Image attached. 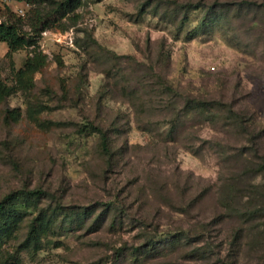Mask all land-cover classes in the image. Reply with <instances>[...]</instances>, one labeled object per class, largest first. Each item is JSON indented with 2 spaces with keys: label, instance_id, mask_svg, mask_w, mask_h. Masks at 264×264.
<instances>
[{
  "label": "rangeland",
  "instance_id": "rangeland-1",
  "mask_svg": "<svg viewBox=\"0 0 264 264\" xmlns=\"http://www.w3.org/2000/svg\"><path fill=\"white\" fill-rule=\"evenodd\" d=\"M57 1L0 0V20L32 34L40 8L49 25L35 67L33 47L0 42V199L44 193L15 205L20 220L0 214V264H264V0L221 6L194 35L189 0H80L62 20ZM34 220L39 244L25 240Z\"/></svg>",
  "mask_w": 264,
  "mask_h": 264
},
{
  "label": "trees",
  "instance_id": "trees-1",
  "mask_svg": "<svg viewBox=\"0 0 264 264\" xmlns=\"http://www.w3.org/2000/svg\"><path fill=\"white\" fill-rule=\"evenodd\" d=\"M29 4H32L33 6H40L47 0H25ZM80 0H62V1H57L56 6L53 9V12L57 15L56 18L57 20H62L64 18L69 9L76 4H78ZM249 1V0H242V1H230V2H224V3H212L208 2L207 0H189L181 4V7L185 9V11H199V18L197 25L194 27L190 35H194L198 32H201L204 30L206 27H208L211 24L218 23L220 18L225 17L228 13L227 10L225 11L224 9H220L221 6L229 8L230 5L234 6H239L242 7L245 4H250V5H257V0L255 2ZM264 5V4H263ZM33 13H29V19L30 23L32 24L34 33L30 34L27 33L26 31L23 30L22 26V17H15V15L11 13H7V18L0 20V42H5L8 47H9V54L13 53L19 49L22 48H27V47H33V50L36 52V47L38 44L37 37L42 34L44 30L49 26L47 22H45V15L41 12L40 8L39 9H34L33 8ZM54 14V15H55ZM187 18V15L185 17ZM44 62V57L39 54V52H36V55L33 56V58L29 59L27 61V65L30 67H35L37 65H40ZM164 87L171 88L167 84L162 83ZM214 102L211 103H206L205 100L201 99H188V103L186 106L190 108V110H200V111H208L211 109V107L214 106ZM180 116L176 117L173 121V126H172V131L177 126L178 119ZM91 125V130H94L99 134L100 137V145L104 152L109 156L112 157V146H111V139H110V133L108 129H106L103 125L100 124H86ZM261 166L264 168V161L261 163ZM44 195V193L39 190V189H33V190H28L26 188H20L15 191H11L10 193L6 194L3 198L0 199V214L7 213L9 216H16L18 220H20L19 217L25 216L26 211L22 209H18L15 207V205L19 204L21 201L25 203V205H30L32 202L34 204H37L38 200ZM61 205V204H57ZM112 207H106L105 214L109 213V210H111ZM117 208V207H116ZM53 213L49 212H44L41 211L38 215V220H41L45 216H57V212L60 211V206L55 207L53 210ZM80 212L86 216L89 214V212H92L90 209L85 208V209H80ZM43 215V216H42ZM51 215V216H50ZM72 216V215H69ZM36 218V219H37ZM35 219V220H36ZM116 216L113 218V223L115 222ZM31 222L30 224V230L28 232V235L26 237V242L29 243H38V234H37V225L36 221ZM44 223V222H43ZM43 223L41 222L40 227H43ZM189 236L186 233L179 232L176 235H171V236H165L166 238L162 240H157L156 237H153L150 242L141 247H137L135 250V257L139 258L140 256L143 258H147L149 256H154L157 252L162 251V248L158 249V245L163 243L164 244H177L180 243L182 240L181 238ZM189 238V237H188ZM140 257V258H141ZM9 264H17V261H12Z\"/></svg>",
  "mask_w": 264,
  "mask_h": 264
}]
</instances>
